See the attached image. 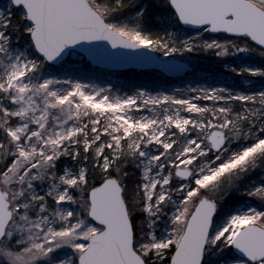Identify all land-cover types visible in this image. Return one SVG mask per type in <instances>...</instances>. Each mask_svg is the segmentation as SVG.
I'll return each mask as SVG.
<instances>
[{
	"label": "snow or ice",
	"instance_id": "1",
	"mask_svg": "<svg viewBox=\"0 0 264 264\" xmlns=\"http://www.w3.org/2000/svg\"><path fill=\"white\" fill-rule=\"evenodd\" d=\"M0 264H264V0H3Z\"/></svg>",
	"mask_w": 264,
	"mask_h": 264
},
{
	"label": "rangeland",
	"instance_id": "2",
	"mask_svg": "<svg viewBox=\"0 0 264 264\" xmlns=\"http://www.w3.org/2000/svg\"><path fill=\"white\" fill-rule=\"evenodd\" d=\"M3 2V0H0V3H2ZM211 59V58H210ZM179 86V85H178Z\"/></svg>",
	"mask_w": 264,
	"mask_h": 264
}]
</instances>
